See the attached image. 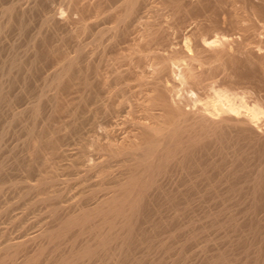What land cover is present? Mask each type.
<instances>
[{"label":"bare ground","instance_id":"bare-ground-1","mask_svg":"<svg viewBox=\"0 0 264 264\" xmlns=\"http://www.w3.org/2000/svg\"><path fill=\"white\" fill-rule=\"evenodd\" d=\"M79 1L67 0L68 4L74 8ZM117 1L116 5L112 2L109 4H112L111 7L114 5L111 15H114L115 22L106 28L105 32L109 33V38L113 42L111 44H114L116 38L129 35L132 31L129 29L131 27L128 21L131 18H135V21L137 19L138 28L134 27L135 25L133 27L138 29L141 40L133 41L134 43L127 50L129 53L124 56V59L125 61L126 58L129 59V63L127 62L129 65L123 73L134 78L139 97L137 98L136 95L137 100L135 99L134 102L132 98L135 96V91L129 89L132 93L128 95L122 92L120 103L129 104L133 100L127 111L133 115L130 118L129 132H122L124 135L122 134L121 137L117 135L119 134L118 125L122 123L116 119L117 114L120 113L119 109L114 110L105 104L104 112L108 116V123L103 128L108 139L107 143L100 144L98 134H91L83 146L81 156L78 155L79 157L75 156L69 160L70 166L76 167L79 162L84 164L83 171L84 173L86 171V175L96 173L102 179H107L93 190L88 189L90 186L87 188L90 190L88 195L92 198L96 191L104 190V193L100 197L95 196L91 203L78 202L73 204L72 208L62 210V205L59 204L61 202L58 200L62 191L57 187L53 188L61 180L57 178L60 173L56 175L52 170L50 174L46 170L47 165H51L53 162L51 160L54 159V157L50 158L52 154L49 155L51 148L57 149L58 155L60 151H63L59 143L62 139L60 141L54 139L55 130L58 128L50 123L49 118L52 119L59 104L65 102L67 90L71 92V89L79 88V86L83 88L92 86V81L90 82V78L86 77L87 73L85 74L90 65L87 62V64H80V59L75 55L63 54L58 68L48 77L46 76V80L42 82L44 87L41 88L42 91L39 88V97L34 101L30 99L26 108L15 111L16 108L14 110L12 103L18 94L21 93L27 97L24 92L31 86L28 84L29 87L26 86L28 83L26 80L33 78H28L31 70L37 66V63L40 64V60L47 52L52 53L54 48L50 49V41L47 40L49 37L46 38L47 34H44L43 29L44 33L38 31L32 35L30 32L31 37L24 49L26 52L24 54L20 52L23 56L16 51V44L9 45L10 49L5 56L3 55V59L0 52V118L3 117L0 121L6 126L12 123L19 125L20 130L17 131H22L23 134H20L24 136L21 140L23 141L21 148L23 158L21 162H18L19 160L17 162L19 165L21 163L28 167L29 171L35 168L38 174L36 182L24 185L26 190L23 191H26V196L34 195L32 198L40 202L38 204L47 203L45 206L51 217L50 223L48 222L49 224L47 223L41 231L31 233L32 235L17 241L7 240L9 242L0 247V264H152L154 261L152 253L164 254V250L174 251L175 264H182L188 257L186 253L189 248L186 244L189 245L191 242L192 245L201 238H204L203 243L205 242L202 254L203 264H264V253H261L262 249L264 251L262 171L257 168L249 173L239 174L251 159L264 160V94L260 93L261 87L254 86L250 89L239 87L240 82L245 80H239V86L234 80L238 74L236 70L239 68L237 69L238 64L236 65L235 62L238 60L239 63L249 62L252 68L254 67L256 71L264 75V0H163V8L168 9L170 16L166 26H161L157 19H150L148 17L150 14L147 17L139 16L144 0ZM234 2L241 3L242 13L236 9L233 12L225 11L224 7H227L228 3L234 6ZM211 3L217 9L209 12L210 10L206 7ZM89 4L92 5L91 2ZM2 6L3 8L0 7L2 8L0 30L4 32L11 27H14V30L22 28L21 25L26 23L30 14L24 8L15 7L13 2L5 7ZM35 8L32 9L35 11ZM27 9L31 11L30 7ZM199 10L203 11L200 14L204 16L203 18L199 15ZM166 12H164L165 15ZM155 14L158 15V12ZM49 20H55L56 24L60 23L55 13H51L45 23ZM18 33L20 36L21 32H17V35ZM173 38H179V41L173 42ZM154 41L157 45L152 47L154 45L151 46V44ZM164 44L169 48L167 49ZM164 48L168 50L166 54H164ZM3 50L6 53V48ZM246 64L245 62L243 65ZM114 70L116 71L117 68ZM217 71L223 73L222 80L213 79ZM121 72H115L117 74L115 76H122ZM126 82L129 84L128 81ZM29 83L31 84V81ZM127 84L125 85L128 86ZM4 104L8 105L6 108L8 115L2 112ZM136 112L138 114L134 115ZM15 130L14 132L11 130L13 134ZM2 136H4L3 133H0V140L3 139ZM94 154H98V157H94ZM216 156L234 163V167L227 170L219 169L221 178L225 181L223 185L227 184V186L224 192L216 194L218 204L209 207L201 219L194 218L189 220L188 224L174 223L173 218L178 204L176 198L182 190L180 192L177 187L168 189L167 184L164 183V181L167 182L165 178L180 174L185 180L190 177L188 179L190 183L193 176V174L190 175L191 171H202L208 167L218 166L215 161ZM77 158L80 159L78 163ZM6 163V158L0 159V174L6 170ZM40 163L42 165H39ZM113 165L123 169L113 173ZM11 182L12 186H15L16 183L13 180ZM8 183H10L9 180ZM100 186L102 188H99ZM21 196L23 197L22 194ZM231 198L236 200L233 205L237 208L233 209L232 205L229 208L230 205L228 206L227 203ZM53 199L54 201L51 202ZM81 200L83 199L80 198L79 201ZM36 201H34L35 204ZM13 202L16 203V201ZM167 204L170 205L169 214ZM238 206L243 207L238 208ZM208 228L219 229L217 231L224 229L223 233L228 236L230 233L231 235L236 233L237 235H234L236 239L230 240L233 242L228 244L227 249L233 256L235 254L234 258L237 257L234 251L238 249L239 242L242 241L245 247L240 246L241 250L242 248L250 250L252 260L249 263L247 259L244 262L240 260L243 262L240 263L235 262V258L233 263H228L224 253H221L223 251L208 254L207 251L210 248L208 245L214 241L206 236L205 231ZM164 233L167 234L165 238ZM260 253L262 254L261 263L259 262ZM232 255L230 256L233 259ZM237 259L239 260L238 257Z\"/></svg>","mask_w":264,"mask_h":264},{"label":"rangeland","instance_id":"rangeland-1","mask_svg":"<svg viewBox=\"0 0 264 264\" xmlns=\"http://www.w3.org/2000/svg\"><path fill=\"white\" fill-rule=\"evenodd\" d=\"M0 1L2 2V5H4V7L7 5H10V3L13 2L15 4V7H17V8L19 7V9L24 8L30 14V16H29L30 19L28 18L26 20V23H24L25 21L23 22L24 24L21 25L22 28H19L18 30H14V27H11V29L10 28L6 29L7 31L5 30L4 31L5 33L0 30V48H2V50L0 49L1 50L0 52H2V55H1L2 59L7 54V51H9V49H10L9 45L16 44L17 46L14 45L15 49L17 48L16 51L17 52L19 51L18 53L21 52L22 54H24L26 52V50H24V49H26L25 47L27 46V42H28V39L31 37V34L34 35L35 32L37 33L38 31H40L41 33L45 32L44 34H47V36L46 35L45 36H46V38L49 37L47 40L50 41V43L48 42L50 45V49L54 48V50H55V51L52 50V53L54 51L53 54H55V55H53L51 52H47V53H49V54L46 53L48 55V57L45 54L42 57V60H44V61L40 60V64L39 63L36 64L37 66L34 68L38 71L33 70L34 68L31 70V74L29 75L28 78L33 77L32 78L33 80L31 78L26 80V82L28 81V83H26V86H28V85L29 86L31 85V86L30 87L28 86L29 88L26 87L28 89H26L24 92V94L26 93L27 97L23 96V94H21V93H19L20 95L18 94V96L16 95L17 96L16 98L13 97L16 99V100H13V103L17 102V104H18L17 105L15 103L14 104L12 103V107L14 108V110L16 108L15 111H17L18 109L22 110V108L23 109L26 108L29 105L27 103H29L31 100L34 101V99L36 100L37 97H39V91L38 90H40L41 88L44 87L42 82H44V80H46V78L58 68L59 61L63 58L62 57L63 54L69 53V55L70 54L72 56L75 55L76 57H78L80 59V64L83 65L87 62L90 65L89 66L90 70L88 69V72H85V74L87 73L86 77L90 78L89 79L90 82L92 81L91 82L92 86L90 85V87H88V88H83L82 86H79L80 89L75 88V89H78L79 91L78 90L75 91V89H71V92H70V90H67L68 94H67V92L65 93V95L67 97L65 96L66 98L64 100L66 103L62 102L61 104H59L58 109L61 107L60 108L61 110L59 109L60 110L59 111L57 109V112L53 113V118L52 119H51V117L49 118L51 120V121L49 120L50 123L54 127L57 126V128H58L57 130H55L56 135H54V137H55L54 139L55 140L57 139L58 141H60L62 139L61 140L62 142H59V143H60V146L62 147V148L60 147V149L61 150L63 149V151L59 152V155H60L59 156L57 153V149L54 150V148H51L52 150L50 151L49 155L52 154L50 157L51 159H53V157H54L53 160L50 159L53 162H51V165L50 164L47 165L48 168H46L45 166L44 167L46 168L47 172L48 171L50 172V174H52V172L54 174L56 173V175L60 173V175H57V178H59L61 180H59L58 184H55L53 186V188L57 187V188H59L58 190L62 191V193L60 194V196L58 198V200L61 202L59 204L62 205L61 206L62 210L64 208L66 210L68 208L70 209V208H72L73 204L75 205V203H78V202L79 203H85L87 201V203L88 202L91 203L95 199V196L100 197L104 193V190L102 189V190L96 191L93 198L89 197L88 193L90 192V190H93V188L94 189L97 188L99 183L106 182L107 179L106 178H104L106 180L102 179V177L99 175L97 176L96 173H93L94 176H93V174H91V175L89 174V176H88V175H86V171H85V173L83 171V168L85 167V165L81 164L80 162L78 163V161H80V159L79 160H78V158L76 159L77 163H78L77 164L78 167L77 166L75 167L74 165L70 166L71 161L69 163V160L70 159L72 160V158L75 156L76 157L81 156L80 154L83 151V148H84L83 146L85 145L88 137L91 134H98L100 144L105 145L107 143L108 139H107V136L105 134L106 132L104 131V128H103L106 125V123H108L107 122L108 116L104 112L105 104L108 105L109 108L112 107L114 110L119 109V112L121 113L120 114L119 112L116 111L117 113H119V114H117L118 116H116L117 121L122 122L118 125L117 131H119L118 132L119 134H117V135L119 137H121L124 135L123 133H127L130 131V127H131L130 118L133 115L128 113L127 111L130 109L129 105H130V103H132L133 100L131 102H129V104L120 103V101L122 99V94H123L122 92H124V95H128V94L132 93V92H130V90L133 92L134 91L138 92V86L136 83H134L135 82L134 78L132 79L130 75L126 76L127 74H124L125 73L124 69L126 70L128 65H129L128 64L129 59L125 57L126 58V61H125L124 56L129 53V51H127V50H129V47L134 42H137L140 39L139 38L140 35L138 34L139 32L137 31L138 29H134V27L138 28L137 23H136L137 19L135 21V18H131L130 19L131 22L128 21V24H130L129 27H131L129 29L132 30L129 32V35H126L124 37L119 36L120 38L119 37H118V39L116 38L115 43L111 44L113 42H111L112 40L109 38L110 35H108L109 33L107 31L105 32V30H106V28H109L110 26H112L115 22L114 15H111V14H112V9H113L112 7H114V5H116L118 3L117 0H116L117 2L115 0H112V1L110 0V2H109V0H107L109 3L107 1H104V0H85V1L80 0L78 2L79 4H77L78 6L75 5V8H78L76 10L74 7H71L72 5L68 4L67 0H0ZM1 2H0V4H1ZM81 2H83V3H81ZM89 2H91L92 5L89 4ZM111 2H112V4H114L112 7H111L112 4L109 5ZM157 2H158V4H157ZM162 3H164L163 0H162V2H161V0H144V2L142 4L143 9L141 7L139 16L147 17L150 14V16H148L150 19H152V20H153V18L155 20L157 19V22L161 26H166V24H168V21L170 20V16L168 15L169 14V11H167L168 9L163 8L164 5ZM233 4H235L234 6H237L238 8H235L233 5H230L228 3L227 4L228 6L224 7L225 11L226 12L227 11L233 12L236 9L237 11L238 10L240 11V12L238 11L239 13H242L241 12L242 11L241 10V8H242L241 3L240 2H234ZM2 5L0 7L3 8ZM41 5L44 8L41 7ZM159 6H161V8H159ZM26 7L27 8L30 7L31 11L29 9H27ZM33 7L34 8L36 7L35 8L36 12L34 11V9H32ZM2 8L0 10H2ZM157 8H159V9H157ZM215 8L217 9L216 6L213 7L212 3H211V5L206 7V9L210 10L209 12H211V10H213ZM107 9H109V10H107ZM110 9H111V11H110ZM208 10H207V12H208ZM69 11H72V12H69ZM200 11L201 10L198 11L199 15L201 13H203V11H201V12ZM155 12H158V15L155 14ZM164 12H166V15L164 14ZM51 13H55V17L59 19L60 23L56 24L55 20H53V21L49 20L48 23H45L46 18ZM200 16L202 18L204 17L203 15H200ZM79 17H80V19H78ZM81 18H82V21H81ZM164 20H165V22H164ZM83 22H84V24H83ZM45 24H46V27H45ZM78 25L81 27H79ZM48 27L50 29H47ZM21 29H23L24 31L23 30L19 31ZM43 29L45 30L44 32H43ZM71 30H72V32H70ZM14 31H15V33H14ZM74 31H76V32H74ZM17 32H21L20 36H19V33L17 35ZM30 32H31V34H30ZM131 33H133V34H131ZM60 37H62V38H60ZM135 37L137 40L135 39ZM121 38H123V39H121ZM127 38L130 40H128ZM109 39H110V41H109ZM157 40H160V39H157ZM156 41L152 42L151 46L154 45L152 47H155L157 45V44H155ZM172 41L178 42L179 38H175V39L173 38ZM66 44H68V45H66ZM115 44H116V46H114ZM20 45L21 46L23 45V46L21 47ZM164 46L167 49L169 48L165 44H164ZM65 47H66V49H64ZM5 48H6V53H4L5 50H3ZM166 48H164V52H165L164 54H166L168 52V50L166 51ZM103 49L105 51H103ZM21 53H20V55H22ZM80 54H82V55H80ZM55 58H57V59H55ZM135 59H133V61ZM41 61H42V65H41ZM47 61H48V63H47ZM89 62H91V63H89ZM235 62H236V65L238 64V65L242 66L241 67V66L237 65V69L238 68L239 69L236 70L237 71L236 74L237 73L238 74L236 77H234V80L237 81V85L240 82L239 80H245L243 82L241 81L240 82L241 84H239L240 86L239 85L238 86L243 87V88L246 87L247 89H250L254 86L257 88L261 87L260 93L264 94V75L259 73L258 71H256L254 67L252 68L250 63L247 61H241L239 63V60H238ZM245 62L247 64L243 65ZM97 65L99 67H97ZM245 66H247V67H245ZM248 66H251V67L249 68ZM116 68H117V70L115 71L114 69H116ZM111 69H112V71H111ZM119 70H121V71L123 70V71L121 72ZM109 72L111 73L110 75H109ZM112 72H113V74H112ZM115 72L116 73H119V72L122 73V74L120 73L122 76L119 75L120 77H122V80H120V77L115 76V75H117ZM217 72H218L217 74L214 73L215 77L213 79L216 81L222 80L223 73L221 71H217ZM88 74H89V76H88ZM241 74H243V76ZM106 77H107V80H106ZM127 77H128V79H127ZM244 77L246 79H244ZM98 80H101V81H98ZM102 80H104V81H102ZM30 81H31V84L29 83ZM126 81H128L129 84H127ZM246 81L247 82L250 81V82H248V84H247ZM125 84H127L128 86H126ZM132 85H134L135 87ZM259 85H261V86H259ZM31 87H32V89H31ZM30 89L31 90L34 89V90L31 91ZM87 89H88V91H87ZM119 89H121L120 92H119ZM123 89H124V91H123ZM125 89L126 90L128 89V91H126ZM41 91H42V89H41ZM41 91H40V93H41ZM28 92H30V93H28ZM37 92H38V94H37ZM126 92H127V94H125ZM137 92L135 93L134 98L131 97L132 99H134V102H135V99L137 100V98L139 97L138 96L139 94L137 95ZM32 93H33V95H31ZM34 94L36 95V97ZM136 95H137V98H135ZM29 96H30V98H29ZM17 98H18V101H17ZM26 100H28V101H26ZM3 106H2V110L3 109L4 110L2 112L4 114L6 113L5 115H8L7 114L8 109L6 110V108H8V105L4 104ZM120 106H121V108H120ZM103 113H104V115H103ZM54 114H55V116H54ZM137 114H138V112H136L134 115H137ZM2 119H3V117L0 118V120H2ZM0 122H1L0 126H2L4 123H2V121H0ZM15 125H16L15 123L10 124L9 126L8 125L6 126L4 124L2 126V128L0 127V131H1L0 133H3V135H4V136H2L3 139L0 140V142H1L0 143V157H1L0 159L6 158V162H7L6 163V170L4 171L5 173L3 172L0 174V204H1V206H0V247L9 241H17L23 237H27L31 233L34 234L35 232L41 231V229L44 228L45 226H47V223L48 222L50 223V221H51V220H49L51 217L48 214L49 213L47 210L48 208H46V206H45V205H47V203H45V204L41 203L42 204V206H41V204H38L40 202H37L36 199L34 200L32 198L34 195L28 194L29 196L27 195L28 196L27 197L26 191H23V190H26L27 184L36 182V180L38 178V174H37V171L35 170V168L31 169L33 171L32 172V171H29L30 169H28V167L26 168L25 165L23 166L20 163V165L22 166L21 167L18 163V162H21V160L23 158V152L21 150L23 141H21V140H22V138H24V136L22 135L23 134L22 131H17V130H20L19 125L18 124L16 126ZM5 127H7V128L5 129ZM15 128H16V130H15ZM2 130L6 131V133ZM11 130H13V132L15 130L16 135H15V133L13 134V132ZM100 131H102V132H100ZM8 133H9V135H8ZM20 133H22V134H20ZM14 148H16L15 149L16 151L14 150ZM245 148H246V146H245ZM65 149H66V151H65ZM20 152H22L21 155H20ZM55 153L57 155H54ZM16 157H17V159L15 160ZM58 157L61 161H59ZM94 157H98V154H94ZM215 161L218 163V166L216 168L208 167L206 169H203L202 171H200V170H197L195 172L191 171L190 175L193 174V176H192L190 183L188 181V179L190 177L187 180H185L182 177V175H180V174H173L169 178L167 176L166 178L168 180L165 178V180L167 182L164 181V183L167 184L166 186L168 187V189H173V187H177L178 189H180V192L182 190L181 193L183 194V195H181V193H179V195L176 198V202L178 204H177V212L175 213L174 218H173L174 223L184 222L185 224H188L189 223L188 221L192 220L194 218L201 219V217L203 216V213L209 207H211V206L214 207V205L218 204L219 201H218V197L216 194L218 192H221V193L224 192L225 188L227 186V184L223 185V183L225 181L222 180L219 169L225 168L227 170L230 167H234V163H232L229 160H224V159L222 160L221 157H218V156L215 157ZM39 165H42V164L40 163ZM52 165H55V166H52ZM82 165H84V166L82 167ZM255 165H257V166H255ZM19 167H20V169H19ZM54 167H56V168L54 169ZM257 168H259L262 171L261 175H262V182H263V187H264V179H263L264 178V160L259 161V160H257V158L251 159V161L248 163V165L245 168H243L239 172V174L249 173L253 170H256ZM121 169H123V168H121ZM121 169L117 168L116 165H113V167H112L113 173H115ZM52 170H54V171H52ZM60 170H62V171L60 172ZM84 170H85V168H84ZM42 173H44V172H42ZM83 173H84V176H87L86 178L83 176ZM5 176H6V178H4ZM2 177H3V179H2ZM21 179H23V180H21ZM5 180H6V183H5ZM8 180L10 181V183H8ZM12 180H13V182H15L17 184V186H16V184H15V186H12V182H11ZM8 184H10V186ZM24 185H26V186H24ZM66 185H67V187H66ZM14 188H15V190H14ZM49 188L52 189V187H49ZM65 188H66V190H65ZM87 188L90 190H88ZM99 188H102V186H100ZM20 189H21V191H20ZM51 189H48V190H51ZM20 193L23 195V197L21 196ZM2 194H3V196H2ZM18 195H20V196L16 197ZM65 196L68 198H66ZM20 197H21V199H20ZM79 197L81 199H83V200H81V202L79 201V199H80ZM22 198L23 199L27 198V199L23 200ZM62 199L64 201L66 200V202H64ZM21 200H23V201H21ZM33 200L36 201V204ZM232 200H234V201L232 202ZM13 201H16V203ZM52 201H54V199L51 200V202ZM18 202H20V203H18ZM29 202H31V203H29ZM235 202H236V200L234 198H231V200H229V202L227 203L228 206L230 205L229 208L231 207V205L233 206V209L237 208L235 205H233ZM10 203H11V205H10ZM6 205H7V207H6ZM12 205H13V207H12ZM39 205H40V207H39ZM166 207H167V213L169 214L170 213V211H169L170 205L167 204ZM239 207L240 206H238V208ZM242 207H240V208H242ZM43 212H45V213H43ZM2 213H3V215H2ZM245 220H247V219H245ZM210 228L206 229L205 233H206V236H208L209 238H212V241L214 240L213 241L214 244L211 242L210 243L211 245H208L210 247L209 251H207L208 254H217V253H219V250L223 251L221 253H224V256H226V259H227L226 261L228 263H230V262L233 263L234 259L235 258L237 259V257L239 258V260L235 259V262L238 261L240 263H243L247 259V261H248L247 263H249V261L252 260L251 259L252 254H249L250 250L247 251V249H245V248H242L243 250H241L240 246L245 247L244 243H241L242 241L239 242L238 249H236L234 251V253L237 254L236 255L237 257L234 258L235 254L233 256L232 253L230 254L229 249H227L228 244L230 245L234 241L233 239H236V236H234V235H237L236 233L234 235L233 234L231 235V233H230V235L228 236L225 233H223L222 230H224V229H220L221 231H217L219 229H210ZM224 232H225V230H224ZM20 233H21V235H20ZM164 234H165L164 235V238H165L167 236V234L166 233H164ZM231 236H233L234 238H232ZM230 237H231V239H230ZM7 240H9V241H7ZM230 240H233V241H230ZM203 241H204V238H201V239H198L196 242H194V244L192 243V245L190 242L189 245H191V246L186 244V246H188V248H189V249H187V247H186V249L188 251L186 253V256H188V257L185 260L186 262H184L182 264H191V263L192 264H203V255L202 254L204 253L203 252V245L205 243V242L203 243ZM212 246H213V248H212ZM238 250H241V251H238ZM261 251H262L261 253L263 254L264 253L263 249ZM246 252H247V255H246ZM261 253H260L259 262L262 261L261 260V255H262ZM229 254L232 255L233 259L231 258V256ZM152 256L154 259L152 264H175L176 255H175L174 251L164 250V254L161 252H158V253L154 252V253H152ZM240 260H243V262Z\"/></svg>","mask_w":264,"mask_h":264}]
</instances>
